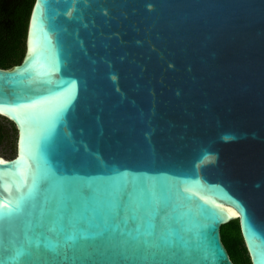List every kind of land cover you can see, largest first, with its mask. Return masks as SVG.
<instances>
[{"label": "water", "instance_id": "1", "mask_svg": "<svg viewBox=\"0 0 264 264\" xmlns=\"http://www.w3.org/2000/svg\"><path fill=\"white\" fill-rule=\"evenodd\" d=\"M0 78L4 264H264V0H34Z\"/></svg>", "mask_w": 264, "mask_h": 264}, {"label": "trees", "instance_id": "2", "mask_svg": "<svg viewBox=\"0 0 264 264\" xmlns=\"http://www.w3.org/2000/svg\"><path fill=\"white\" fill-rule=\"evenodd\" d=\"M33 1L0 0V67L7 68L21 60L24 50L20 51V44L26 37L28 16ZM223 225L220 228L221 239L230 258L235 263L242 252L248 264H252L240 233L238 220L232 219Z\"/></svg>", "mask_w": 264, "mask_h": 264}, {"label": "rangeland", "instance_id": "3", "mask_svg": "<svg viewBox=\"0 0 264 264\" xmlns=\"http://www.w3.org/2000/svg\"><path fill=\"white\" fill-rule=\"evenodd\" d=\"M25 48V40L20 44V51L22 52ZM16 128L15 125L3 115H0V155L5 157L12 156L16 151ZM223 227H226L223 225ZM222 227V231H223ZM235 260V264H248L247 260L243 256L242 252Z\"/></svg>", "mask_w": 264, "mask_h": 264}, {"label": "snow or ice", "instance_id": "4", "mask_svg": "<svg viewBox=\"0 0 264 264\" xmlns=\"http://www.w3.org/2000/svg\"><path fill=\"white\" fill-rule=\"evenodd\" d=\"M30 54H31V52H29V55H30ZM26 59H27V57H26ZM0 79H3V78H0ZM3 96H4L3 89H2V87H0V100L3 99ZM3 106H4V105H3L2 103H0V109H2ZM224 138H225V139H231L232 137H231V136H225ZM0 207H4V206H3V205H0ZM232 214H233V215H236V213H232ZM3 218H4L3 214L0 213V221H2ZM0 264H4V262H3V261H0ZM10 264H17V261H16L15 259H11V260H10Z\"/></svg>", "mask_w": 264, "mask_h": 264}, {"label": "bare ground", "instance_id": "5", "mask_svg": "<svg viewBox=\"0 0 264 264\" xmlns=\"http://www.w3.org/2000/svg\"><path fill=\"white\" fill-rule=\"evenodd\" d=\"M16 141H17V136H16ZM7 158V157H6Z\"/></svg>", "mask_w": 264, "mask_h": 264}]
</instances>
